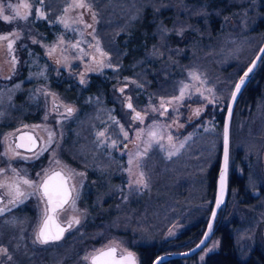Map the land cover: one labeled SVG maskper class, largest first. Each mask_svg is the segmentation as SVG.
I'll list each match as a JSON object with an SVG mask.
<instances>
[{"label":"rangeland","instance_id":"rangeland-1","mask_svg":"<svg viewBox=\"0 0 264 264\" xmlns=\"http://www.w3.org/2000/svg\"><path fill=\"white\" fill-rule=\"evenodd\" d=\"M80 2L68 0L51 21L40 0H0V36H8L0 40V225L10 233V239L2 241L4 231L0 230V264H90L85 257L109 245L137 257L134 246L138 243L173 239L189 229L197 216L195 226L202 229L212 205L204 194L205 170L221 141L218 114L224 113L236 78L264 40L256 30L264 2L242 0L240 6L231 8L227 20L216 24L211 36L199 33L194 60L177 73L174 95L155 97L133 79L115 80L110 84V106L92 104L96 118L88 142L103 157L101 162L93 160V166L86 156L79 161L66 150L65 140L79 110L49 87L62 78L83 87L91 75L115 70L97 36L94 9L89 0H82L86 7L74 6ZM17 11L21 16L27 14V20L17 17ZM5 15L10 21L3 20ZM42 21L48 25L46 34L35 27ZM259 94L254 104L232 115L230 125L229 158L235 156L233 171L244 181V197L231 208L228 193L216 218L228 224L224 230L242 259L253 249L264 252V91ZM29 108L39 113L36 121L10 119L11 113H26ZM23 131L33 133L38 141L32 151L18 150L13 144L14 135ZM194 143L199 148L194 149ZM192 149L197 151L195 156ZM158 158L163 167L158 166L155 173ZM190 160L193 163L185 169ZM54 169L68 176L72 188V198L56 218L72 225L60 240L49 242L53 245L46 258L34 260L37 253L26 250L27 243L39 251L48 244L36 236L46 212L38 185ZM162 179L163 189L156 183ZM95 181L100 187L92 193L89 182ZM187 182L188 192L179 186ZM16 187L22 195L16 194ZM112 191L118 201L116 223H105L102 203ZM88 198L97 210L95 216L84 208ZM138 205L142 211H135ZM94 219L100 221L98 228L85 241L83 222ZM77 234L84 243L63 245L73 242ZM218 248L219 237L213 234L184 263L203 264Z\"/></svg>","mask_w":264,"mask_h":264},{"label":"trees","instance_id":"trees-1","mask_svg":"<svg viewBox=\"0 0 264 264\" xmlns=\"http://www.w3.org/2000/svg\"><path fill=\"white\" fill-rule=\"evenodd\" d=\"M40 1L51 21L56 18L68 2V0ZM240 1L242 0H89L98 18L97 36L115 70L105 71L102 75H91L83 87L72 84L64 78L61 79L60 83H50L51 89L53 88L66 101L76 105L79 110L77 122L71 126L69 136L65 140L66 150L79 161L86 156L89 161L92 160L93 166L96 165L93 160L101 162L103 160L101 150L88 142L91 138V123L96 118L92 104L94 103L97 107H109L110 84L123 77L135 80L145 91L155 97L174 95L177 86V73L180 69L184 70L190 67V62L194 60L198 48L196 41L199 39V33H207L211 36L212 30L216 29V24L222 20H227L230 17L231 8L240 6L242 4ZM260 1L264 2V0ZM260 18L262 19L259 22L256 21V30L264 39V23L261 22L264 20V15H261ZM35 27L41 34L48 33L46 21L40 22ZM259 96V93H251V101L255 102ZM26 111L28 112L11 113L10 119L23 117L26 121H36L39 118L37 111L34 113L31 108L26 109ZM222 117L223 112H220L218 114L220 126L222 125ZM5 120L8 121V118ZM194 144L196 145V143ZM195 145L194 149L195 147L199 148L198 145ZM220 146L221 141L215 152L214 161L208 163L205 170L207 183L204 187V194L211 199V202L214 195V180L220 156ZM194 149H192L193 156L197 154ZM158 161L155 164V173H158L160 169L158 166L163 167L162 159L158 158ZM186 162L185 169L190 162L193 163L192 160ZM78 164L80 165V163ZM83 168L88 174L87 178L91 180L89 167ZM162 181L163 179L158 183L155 180L161 189L164 188ZM187 184L188 182L184 185L179 184V186L188 192ZM99 187L100 185L96 181L95 183L89 182V190L91 188L92 193ZM109 195L102 203V209L105 210L102 215H105L103 218L105 223H116L114 221L117 213L116 205L118 204L116 193L112 191ZM89 201L88 198V203L84 204V208L90 215L95 216L97 210L92 208ZM137 207L135 211H142L143 207L140 208V205ZM139 215L141 217V214ZM198 220L199 217L197 216L195 221ZM217 220L219 221L220 218ZM195 221L189 229L173 239L163 242L154 241L153 243L144 241L134 246L139 264H150L159 254L185 251L195 245L205 226L204 224L202 229L198 230ZM99 222L97 219L83 222L85 241L93 235L95 229L97 230ZM3 228V224L0 225V230ZM164 229L165 226L163 225L159 229L158 235ZM135 230H139L138 227ZM3 231L2 241L9 240L10 233L6 230ZM214 234L220 239L219 248L207 255L203 264H264L263 251L253 249L247 259H242L238 257L229 233L218 227ZM80 242L83 240L77 234L73 242L64 241L63 245L67 247L69 244H79ZM28 243L26 250L37 253L34 255L35 258L32 256L34 260H38L39 257L41 259L46 258L48 256L47 249L53 245V243H48L44 247H40L45 250L39 251L38 249L33 250V246L30 247ZM184 260L186 259H173L162 264H187L184 263Z\"/></svg>","mask_w":264,"mask_h":264},{"label":"water","instance_id":"water-1","mask_svg":"<svg viewBox=\"0 0 264 264\" xmlns=\"http://www.w3.org/2000/svg\"><path fill=\"white\" fill-rule=\"evenodd\" d=\"M264 55V40L261 43L260 47L258 48L255 56L250 61V63L246 66V68L241 72V74L238 76V78L235 81V84L231 90L230 96L228 98L227 104L225 106V110L223 113L222 118V130H221V146H220V156L218 165L216 168L215 173V180H214V195L212 200V205L210 208V212L204 227V231L198 240V242L192 246L190 249L180 252H167L162 253L156 256L150 264H162L165 262H168L173 259H186L190 258L194 255H196L198 252H200L208 243L210 238L213 235L214 232V226L216 222V218L220 212V209L225 204V200L227 197V174H228V160H227V168L225 169V132L227 131V153L229 158V133H230V125H231V119L234 111V107L236 105L237 99L239 98L240 93L242 92L243 88L247 84L248 80L250 79L251 75L253 74L254 70L256 69L260 59ZM251 69V71H249ZM245 73H247V76H245ZM243 78L244 83L240 86L239 91L236 89V85L240 84L241 79ZM129 103L126 104L127 108H129ZM69 109V108H68ZM67 109V112H69ZM13 140V139H12ZM14 145L16 148L25 150V151H32L36 148L38 145V141L36 137L33 135V133L28 131L18 132L14 135ZM22 145V146H21ZM223 174L224 177V183H223V191L221 190V176ZM48 183L49 190L52 191L54 188H59L62 185L63 189L67 190V202L62 207H56L55 210H53L56 202L57 197L53 196V203L49 204L48 197L44 194V187L43 185L45 183ZM38 190L40 191L41 195L43 196L45 200V206H46V214L39 224L36 236L38 238V234L42 227H44L45 221L48 220V232L49 234H55L58 228H63L65 231H67L71 227V222L61 223L56 218V213L59 209L63 208L71 199L72 197V188L69 184L68 176L61 170V169H54L45 174L38 185ZM2 198L0 195V202ZM65 231L63 232L61 238L63 237ZM60 238V239H61ZM59 239V240H60ZM39 240V239H38ZM58 240L50 241L55 242ZM40 242V240H39ZM41 243V242H40ZM44 244V243H42ZM107 248L115 247L116 248V259H119L122 255H126L129 252H120L119 249L115 245H109L106 246ZM101 248V249H105ZM100 250V249H99ZM96 252H94L92 255H94ZM132 253V252H130ZM135 262L137 264L136 257L134 253H132ZM91 255V256H92ZM90 256V257H91ZM89 263L91 264V260L89 259Z\"/></svg>","mask_w":264,"mask_h":264},{"label":"snow or ice","instance_id":"snow-or-ice-1","mask_svg":"<svg viewBox=\"0 0 264 264\" xmlns=\"http://www.w3.org/2000/svg\"><path fill=\"white\" fill-rule=\"evenodd\" d=\"M75 7H86V5L82 2L77 3L76 5H74ZM23 7L27 8L28 5L25 4L23 5ZM3 9L2 7H0V13H2ZM39 11V10H38ZM17 17L27 20L28 16L27 14L21 16L19 11H17L16 13ZM39 16L40 18L44 17V13L42 11L39 12ZM4 21L8 22L10 21V18L8 16H3L2 17ZM8 36H0V40H7ZM8 48L11 50L12 48V43L10 42L8 44ZM103 54V53H102ZM249 71H251V69H249ZM245 76H247V73H245ZM244 83L243 78L240 81V84L236 85V89L237 91H239L240 86ZM129 107H131V105H129ZM69 112H71V109H68ZM198 112V110H197ZM137 116H139V114H137ZM101 135H103V133H101ZM22 146V145H21ZM227 160H228V153H227V131L225 132V169L227 168ZM25 184H29L30 182L25 180L24 181ZM223 183H224V177L223 174L221 176V190L223 191ZM44 194L45 196L48 197V201L49 204L53 203V196L57 197V202L53 208V210H55L56 207H62L66 202H67V190L62 188V185L59 188H54L52 191L49 190V185L46 182L44 185ZM15 192L17 195H22V193L20 192L19 188L16 187ZM76 223H78L79 221H75ZM48 223L49 221L46 220L44 227L41 228L39 234H38V239L40 240L41 243H49L50 241H54V240H59L63 234V232L65 231V229L63 228H58L55 234H49L48 232ZM6 251V249L4 250ZM116 248L115 247H111V248H105V249H100L97 250L96 253L94 255H92L91 257H85L86 260L90 259L91 260V264H136L135 262V258L133 256L132 253H127L126 255H122L119 259H116Z\"/></svg>","mask_w":264,"mask_h":264},{"label":"flooded vegetation","instance_id":"flooded-vegetation-1","mask_svg":"<svg viewBox=\"0 0 264 264\" xmlns=\"http://www.w3.org/2000/svg\"><path fill=\"white\" fill-rule=\"evenodd\" d=\"M234 84H235V82H234ZM234 84H233V86H234ZM262 91H264V55L260 59L256 69L254 70V72L251 75L250 79L248 80L247 84L245 85V87L243 88L242 92L240 93L239 98L237 99L236 105L234 107V111L236 113H234V111H233V116H236V114H238V111L240 109L244 108L246 105L254 104V102L251 101V93H260ZM13 144H14V140H13ZM17 149L18 150H22V149H19V148H17ZM233 161L234 162L236 161L235 160V156H231L230 158H228L227 196H228V193H229L230 197L232 196V198H228L229 207H230V201H231V204H232L231 208L235 207L234 203L236 204V200H237V202H239V199L241 198V196H243L242 195V189L245 187L244 186V181H242V178L237 176L235 171H233V169H235L234 164H232ZM244 168L246 170V168H248V166L245 165ZM68 180H69V178H68ZM39 194H40L41 198L43 199V201L45 202V200H44L43 196L41 195L40 191H39ZM61 209H59V210H61ZM45 211H46V206H45ZM45 214H46V212H45ZM71 225H72V223H71ZM227 225H228L227 223L223 224V222H221V220H219V221L217 220L215 222L214 232H215V230L218 227L221 228V230H222V228L224 230V228ZM214 232H213V234H214ZM65 233H66V231H65ZM219 243H220V239H219ZM136 260H137V264H139L138 256L136 257Z\"/></svg>","mask_w":264,"mask_h":264}]
</instances>
